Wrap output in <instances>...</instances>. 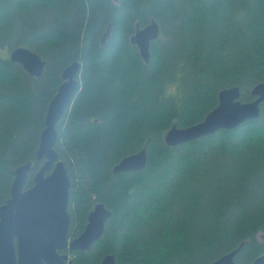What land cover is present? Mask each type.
Segmentation results:
<instances>
[{"label":"trees","instance_id":"16d2710c","mask_svg":"<svg viewBox=\"0 0 264 264\" xmlns=\"http://www.w3.org/2000/svg\"><path fill=\"white\" fill-rule=\"evenodd\" d=\"M150 18L160 33L145 64L128 38ZM17 46L45 59L40 77L9 59ZM74 60L79 86L54 144L71 180L68 238L94 202L111 216L88 251H63L72 262L112 253L116 264H207L241 242L236 264L264 254V101L258 118L235 128L164 143L173 124L202 120L222 88L254 99L264 80V0H0V206L13 170L29 160L24 188L33 184L47 105ZM143 146V169L112 173Z\"/></svg>","mask_w":264,"mask_h":264},{"label":"water","instance_id":"95a60500","mask_svg":"<svg viewBox=\"0 0 264 264\" xmlns=\"http://www.w3.org/2000/svg\"><path fill=\"white\" fill-rule=\"evenodd\" d=\"M110 28L111 23L101 35V45L106 44ZM159 33V24L154 18H150L144 26H140L139 22L134 23V31L128 42L137 48L145 64L150 59V44ZM8 57L21 64L34 77L43 74L45 59L28 47L17 46L9 51ZM80 67L81 62L74 60L62 69L61 83L47 105L35 156V160L42 163L33 174V184L24 188L33 168L32 160L13 170L9 197L0 206V264H74L68 253L59 251H88L102 237L105 223L111 216V211L102 202H94L82 232L77 237L68 238L70 215L67 206L71 180L54 144L57 139V123L79 86L77 75ZM250 93L253 100L241 101L238 86L220 89L217 104L202 120L185 127L173 124L164 133V143L174 147L219 129H232L248 119L258 118L259 104L264 101V80L256 83ZM147 158L146 147L143 146L122 157L112 166L111 171L119 174L141 170L146 166ZM243 245L244 242H241L207 264H236L235 257ZM98 264H116L114 254L103 255ZM251 264H264V254L255 257Z\"/></svg>","mask_w":264,"mask_h":264},{"label":"flooded vegetation","instance_id":"af4514ba","mask_svg":"<svg viewBox=\"0 0 264 264\" xmlns=\"http://www.w3.org/2000/svg\"><path fill=\"white\" fill-rule=\"evenodd\" d=\"M134 31V30H133ZM35 172V171H34ZM68 172V171H67ZM34 174V173H33ZM33 177V176H32ZM70 178V177H69ZM75 237H77V235H75ZM66 251H77V250H68V249H65ZM65 250H60L59 252H61V253H65V252H63V251H65ZM67 253V252H66Z\"/></svg>","mask_w":264,"mask_h":264},{"label":"rangeland","instance_id":"374dc122","mask_svg":"<svg viewBox=\"0 0 264 264\" xmlns=\"http://www.w3.org/2000/svg\"><path fill=\"white\" fill-rule=\"evenodd\" d=\"M258 237L261 238L262 237V234H259Z\"/></svg>","mask_w":264,"mask_h":264}]
</instances>
